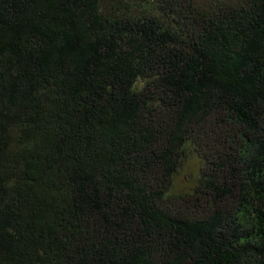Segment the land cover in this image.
<instances>
[{
    "label": "trees",
    "instance_id": "16d2710c",
    "mask_svg": "<svg viewBox=\"0 0 264 264\" xmlns=\"http://www.w3.org/2000/svg\"><path fill=\"white\" fill-rule=\"evenodd\" d=\"M0 264H264V0H0Z\"/></svg>",
    "mask_w": 264,
    "mask_h": 264
},
{
    "label": "rangeland",
    "instance_id": "374dc122",
    "mask_svg": "<svg viewBox=\"0 0 264 264\" xmlns=\"http://www.w3.org/2000/svg\"><path fill=\"white\" fill-rule=\"evenodd\" d=\"M200 171V162L195 154L182 164L179 172L174 178L172 192L175 194L185 193L192 190Z\"/></svg>",
    "mask_w": 264,
    "mask_h": 264
}]
</instances>
